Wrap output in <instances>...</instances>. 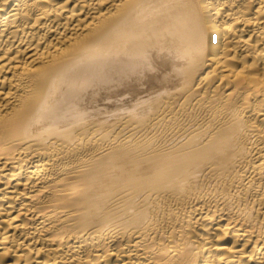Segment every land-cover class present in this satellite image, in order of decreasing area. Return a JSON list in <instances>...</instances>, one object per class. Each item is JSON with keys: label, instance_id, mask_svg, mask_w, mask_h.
Here are the masks:
<instances>
[{"label": "bare ground", "instance_id": "obj_1", "mask_svg": "<svg viewBox=\"0 0 264 264\" xmlns=\"http://www.w3.org/2000/svg\"><path fill=\"white\" fill-rule=\"evenodd\" d=\"M0 264H264V0H0Z\"/></svg>", "mask_w": 264, "mask_h": 264}]
</instances>
